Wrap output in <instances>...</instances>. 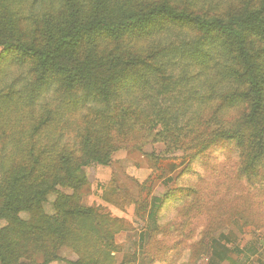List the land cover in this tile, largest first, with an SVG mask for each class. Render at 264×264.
I'll return each instance as SVG.
<instances>
[{
	"label": "trees",
	"instance_id": "16d2710c",
	"mask_svg": "<svg viewBox=\"0 0 264 264\" xmlns=\"http://www.w3.org/2000/svg\"><path fill=\"white\" fill-rule=\"evenodd\" d=\"M179 2L51 0L35 17L24 15L29 0H0V220L8 222L0 231V264H22L29 247L41 252L42 235L55 244L43 249L50 251L42 264L62 261L63 247L78 254L69 264H119L112 254L121 250L115 236L127 229L124 220L99 217L61 189L76 192L86 184L83 168L108 166L124 148L110 143V131L144 137L158 129L155 139L168 151L178 144L177 117L171 121L169 109L150 96L154 85L169 88L176 59L222 82L226 104L247 105L225 138L240 147L247 171H264V0L259 9L246 4L223 17ZM171 34L178 44L166 41ZM254 38L260 52L252 49ZM85 108L78 149L38 144L57 123L63 126L64 113ZM216 137L183 145L198 148L195 159ZM49 195H55L51 216L42 209ZM216 246L218 240L210 249L219 261L239 264Z\"/></svg>",
	"mask_w": 264,
	"mask_h": 264
},
{
	"label": "rangeland",
	"instance_id": "374dc122",
	"mask_svg": "<svg viewBox=\"0 0 264 264\" xmlns=\"http://www.w3.org/2000/svg\"><path fill=\"white\" fill-rule=\"evenodd\" d=\"M50 1L29 0L24 15L38 17ZM179 1L180 8L194 3L195 8L222 17L246 4L258 9L262 5V0ZM176 36L171 34L166 41L178 44ZM252 40V49L260 52L261 44L256 38ZM260 63L264 67V56ZM172 69L169 88L154 85L150 96L154 95L160 106L169 109L171 121L177 117L183 129L180 144L168 151L170 145L155 139L158 129L144 137L135 132L122 137L110 131V143L114 147L125 145L124 148L112 154L108 166L92 163L83 168L86 184L82 188L76 192L68 188L61 191L74 195L81 207L92 208L99 217H123L128 221L127 229L117 239L121 249L116 254L119 264L127 260L135 264H227L211 251L214 240L221 245L214 251L220 253L223 249L233 260L240 262V254L253 251L258 256L251 263L264 259V171H247L242 165L240 147L225 138V133L247 112V105L226 104L222 82L205 78L207 71L196 69L191 63L176 59ZM201 95L207 97L202 103ZM87 114L86 108L64 113L60 118L63 126L57 123L39 138L38 144L55 141L78 149ZM180 133L178 129L174 132ZM212 135L220 137L193 159L198 148L184 145L193 139L200 144L210 142ZM153 198L161 202H154ZM54 201L55 195H49L42 205L46 215L54 214ZM149 215L155 222L148 219ZM20 217L29 219L27 213ZM7 225V221L0 220V231ZM140 235H145L144 242L139 241ZM38 242L42 250L55 247L47 236H40ZM78 249L84 251L83 247ZM42 250L32 251L29 247L28 254L19 262L42 264L45 251H50ZM59 255L68 262L79 258L68 247L61 248Z\"/></svg>",
	"mask_w": 264,
	"mask_h": 264
},
{
	"label": "crops",
	"instance_id": "0c3cea01",
	"mask_svg": "<svg viewBox=\"0 0 264 264\" xmlns=\"http://www.w3.org/2000/svg\"><path fill=\"white\" fill-rule=\"evenodd\" d=\"M111 218H118V219H122V220H124V222L126 223V224H128V221L125 219V218H123V217H111ZM129 232V231H128ZM121 233L122 232H120V233H118L116 236H115V243L118 245V244H120V241H118L117 239L119 238V236L121 235ZM126 233V232H125ZM241 251H243V250H241ZM253 254V255H252ZM113 256H115L116 257V254H112ZM258 256V254H256V251H253L251 254H240V256H239V260H240V262L239 261H237L239 264H264V259H262V257L259 259V260H257V261H252V263H251V260H253V259H255V257H257ZM264 256V255H263ZM70 261V260H69ZM72 262V261H71ZM50 264H69V262L68 261H66V260H62V261H57V262H52V263H50Z\"/></svg>",
	"mask_w": 264,
	"mask_h": 264
}]
</instances>
